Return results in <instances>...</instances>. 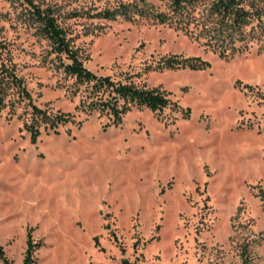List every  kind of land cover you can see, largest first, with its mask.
<instances>
[{
    "label": "rangeland",
    "instance_id": "rangeland-1",
    "mask_svg": "<svg viewBox=\"0 0 264 264\" xmlns=\"http://www.w3.org/2000/svg\"><path fill=\"white\" fill-rule=\"evenodd\" d=\"M132 1L0 0V69L26 88L0 105V264L24 263L29 232L32 264H264V43L219 52L158 19L98 14ZM38 6L88 68L169 104L91 108L110 89L64 71ZM32 104L66 116L37 120Z\"/></svg>",
    "mask_w": 264,
    "mask_h": 264
},
{
    "label": "trees",
    "instance_id": "trees-1",
    "mask_svg": "<svg viewBox=\"0 0 264 264\" xmlns=\"http://www.w3.org/2000/svg\"><path fill=\"white\" fill-rule=\"evenodd\" d=\"M165 3L166 9L160 10L147 0L121 2L98 14L106 19L124 17L134 20L137 16L158 19L180 27L192 36L200 37L203 39V43L219 52L223 48L236 51L242 47L243 49L249 48L255 43L259 45L264 43V7L260 5V1L166 0ZM200 5L205 6L204 13L198 11ZM34 15L40 24L41 33L51 42L53 51L69 60L62 61L67 74L75 76L79 82L91 83L96 92L110 89L112 99H106L96 93V97L90 101L91 108L107 110L114 113L116 117H121V113L131 105L148 106L157 111L169 104L167 93L160 87H139L134 83L114 81L110 75L97 74L84 64L78 49L72 45L71 38L52 12L38 6ZM189 59L196 61L189 64L191 68L205 66V61L200 57H190ZM168 63L170 67L186 66L185 62L178 60L177 56L170 58ZM11 90H16L20 94L24 93L26 88L15 70L3 63L0 69V105L5 103ZM32 106L37 120L43 122L57 124L66 116L61 113L53 115L35 104ZM261 195L264 200V193ZM27 244V253L23 264H32L35 261L32 257L35 246L31 232L28 233ZM0 255L4 257V249L1 244ZM4 261L8 264V259L4 258ZM122 264L137 263L123 259ZM245 264H249L247 260H245Z\"/></svg>",
    "mask_w": 264,
    "mask_h": 264
}]
</instances>
